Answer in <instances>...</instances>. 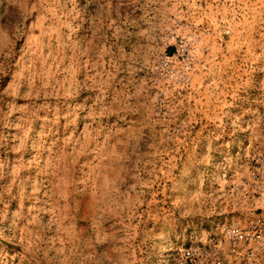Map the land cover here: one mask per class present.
Returning a JSON list of instances; mask_svg holds the SVG:
<instances>
[{
  "label": "rangeland",
  "instance_id": "rangeland-1",
  "mask_svg": "<svg viewBox=\"0 0 264 264\" xmlns=\"http://www.w3.org/2000/svg\"><path fill=\"white\" fill-rule=\"evenodd\" d=\"M263 157L264 0H0V264H264Z\"/></svg>",
  "mask_w": 264,
  "mask_h": 264
},
{
  "label": "built area",
  "instance_id": "built-area-1",
  "mask_svg": "<svg viewBox=\"0 0 264 264\" xmlns=\"http://www.w3.org/2000/svg\"><path fill=\"white\" fill-rule=\"evenodd\" d=\"M258 168L261 169V185L258 187V199L261 205V213L256 216V220L248 226L242 228L239 225H230L226 227V233L232 244L235 246L242 242L248 244L260 243L264 239V157L261 158ZM215 251L207 246H187L180 251L179 264H225V262L213 255Z\"/></svg>",
  "mask_w": 264,
  "mask_h": 264
}]
</instances>
